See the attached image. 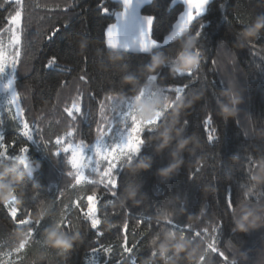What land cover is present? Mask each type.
<instances>
[{
  "label": "trees",
  "instance_id": "trees-1",
  "mask_svg": "<svg viewBox=\"0 0 264 264\" xmlns=\"http://www.w3.org/2000/svg\"><path fill=\"white\" fill-rule=\"evenodd\" d=\"M27 3L31 19L23 37L22 63L7 65L0 80L13 79L15 93H21L26 111L30 110L29 123L37 124L45 139L33 125L29 140L18 112L3 106L0 96V137L5 143H16L9 149L13 157L0 152V264H7L6 254L16 244L21 249L29 244L22 264H116L117 260L131 264L127 254H119L125 220L129 241H141L139 251L134 250L137 264H219L208 249L215 246V220L220 218L222 250L228 242L232 244L230 264H264V180L260 179L264 173V30L258 39H249L258 19L264 23V0H211L188 30L168 44L165 40L184 5L178 0H152L141 10L144 16L154 17L151 37L157 46L149 53L107 46L106 33L122 10L120 2ZM11 8V4L0 8V28L7 26L4 22ZM58 24L60 30L47 40L49 30ZM2 39L0 62L6 56L10 60L12 53L9 34ZM49 57H56L57 63L46 67ZM149 65L155 70L150 71ZM174 66L187 71L173 72ZM153 75L157 79L149 81ZM181 85H187V92L179 89ZM137 86L143 89L135 96ZM117 92L118 98L108 101L107 115L112 120L108 132L98 134V101ZM89 93L96 100L89 101ZM78 99L87 109L73 122L63 109ZM209 114L211 125L206 121ZM131 123L137 129L131 135L135 146L103 157L119 165L118 187L115 197L104 196L101 202L99 218L105 234L97 237L89 222L75 212V205L87 203L88 216L91 205L97 211L96 193L102 188L106 192L114 182V166L97 168L91 194L90 186L84 185L88 177L75 167L69 153L74 145L66 144L62 151L46 140L74 131L68 142L82 140L86 148H93L102 141L105 147L114 146L111 152H115ZM24 145L28 154L19 152ZM23 155L33 166L40 163L32 174L19 163ZM97 161L86 169L89 175L94 174ZM162 169L169 172L162 175ZM229 199L237 204L231 213ZM9 204L31 211L33 220H44L36 228L39 238L31 240L29 231L13 227L3 206ZM244 209L250 210L244 221L252 225L246 231L237 227ZM69 215L71 231L61 226V219ZM185 224H206L208 230L193 237L176 227ZM53 225L74 236V246L46 238L45 230ZM97 241L113 251L91 254ZM11 259L21 264L15 254Z\"/></svg>",
  "mask_w": 264,
  "mask_h": 264
},
{
  "label": "snow or ice",
  "instance_id": "snow-or-ice-1",
  "mask_svg": "<svg viewBox=\"0 0 264 264\" xmlns=\"http://www.w3.org/2000/svg\"><path fill=\"white\" fill-rule=\"evenodd\" d=\"M132 0H124V13L127 14V11L129 7L131 6ZM185 3L187 4V12L179 17V22H184L186 19L191 16L192 18V24L196 20L197 16L203 13L205 10L207 4L209 3V0H202V2H194V0H185ZM6 4H11L12 8L7 13V16L5 18V25L6 27L0 28V43L3 42V35L9 34V44L12 45V53H11V59L6 56L3 62H0V72H3L5 70V67L9 64H12L13 66L20 65L22 63L21 59V50L23 46V37L27 28V22L31 19V7L28 5L27 0H4L3 3H0V8H3L6 6ZM197 8L199 9V14H197ZM61 10V9H57ZM67 9H62V11H66ZM105 12H107V9H104ZM19 13V25L15 23L13 20V17L16 16V14ZM154 17L149 16L147 17V24L149 26V30L151 29V25L153 24ZM203 25L200 26V29L202 31ZM14 30V31H13ZM60 30L59 24L56 26H53L49 30V34L46 36L47 40L52 39L56 35V33ZM201 31H197L198 35H201ZM18 37L19 42H16V38ZM117 39L120 40L119 32L117 31L116 27H112L107 32V46L111 49V44L109 43L110 40L116 41ZM144 39H148L147 36L144 37ZM153 41V40H152ZM156 45V42L153 41ZM150 49H144V51H149ZM57 63L56 57H49L48 62L46 64V67H50L53 64ZM86 63V58H85ZM211 63L215 65L217 61L215 59L211 60ZM70 71V69H68ZM188 75H193L192 73H189ZM156 76H151L150 80H156ZM80 80H85V76H80ZM8 87H11V84L8 85ZM143 87L137 86L136 95L141 94ZM179 89H181L184 92H187V85H181L179 86ZM118 92L113 94H108L103 97V99L98 101L97 109H98V125H97V132L101 135H106L108 132V125L112 123V120L110 116L107 115L108 108H109V98L112 96H117ZM175 95V94H174ZM118 98V96H117ZM89 101L96 100V96L94 93H89L88 97ZM10 104H15L18 106V115L20 116L22 122H23V132H26L27 134L25 136L28 137L30 140L32 138V127L33 125L35 128L40 132L42 139H45L43 135V130L35 123L30 124L28 120V111H26L23 103H22V96L21 93H17L12 96L11 100L9 101ZM87 109V106L84 104L82 99H78L77 102L72 103L71 107L63 109L65 116L70 120L75 122L78 117H81L85 114ZM118 109V108H117ZM207 124H212V116L209 114V116L206 118ZM158 123V121H157ZM31 129V131H28ZM151 129H145L144 131H150ZM137 131L136 127L134 126V123H131L130 126V132L127 136V139L132 135V133H135ZM74 137V131H69L66 133L65 136H61L59 134H54L51 139H47L46 142L49 144H56L59 145V149L63 151L64 145L66 144H73L74 148L72 149L77 153V157H74L75 159H83L84 165L81 167V171L83 172L84 176L88 177V180L84 183L86 186H90L92 189V192L95 190L96 185L94 183V177L96 174L97 168H99L100 171H103L105 167L114 166V182L109 184L107 186V191H104V188H102V191H98L96 193V199L98 201L97 203V211L95 214V217H90L87 215L88 211V204H84L83 201L76 203L75 205V212L79 213L80 216L83 217L85 221L89 222V226L96 230L97 237H102L105 234V231L101 228V225L103 223L102 219L99 218L100 216V210L103 207L101 202H105L104 196H112L115 197L117 195L116 189L118 187V181L116 176V169L119 168V165L115 164V161L109 162L107 159H103L108 153H110L113 150V147L108 148L107 150L103 149L101 146L97 145L95 151L96 156L99 157L97 164L95 166V172L92 175H89L86 172V169L89 167V160L85 156L83 149L86 148L88 145L80 140L79 143L74 142H68L69 138ZM143 136L141 135V139ZM216 138H218L216 136ZM215 138V139H216ZM122 144H117L116 150H119V146ZM16 147L15 140L11 143H5L3 137H0V152L6 153V155L13 157L9 154V149ZM19 152L27 153L28 154V147L26 145L21 146L19 148ZM71 155V152H69ZM16 156V155H15ZM103 165V169L102 166ZM200 170H194L193 172V178H196L195 173L199 172ZM87 173V174H86ZM75 175L72 176V181L75 180ZM70 182V183H71ZM71 186L75 188L76 186L74 183H71ZM83 190V188L81 189ZM90 194V195H91ZM89 196V195H88ZM87 196V197H88ZM251 199V197H250ZM2 205V204H0ZM237 204H233L231 199L228 201V213H231L233 209L236 207ZM4 208L7 211L8 217L11 220L13 227L15 229L23 228L26 231L30 232L31 240L33 238H39L36 235V228L44 221V220H33L32 212L27 210H21L18 208H13V205H3ZM72 205H69L71 207ZM107 216V214H104V218ZM127 216V213H126ZM98 220V224H94L93 220ZM67 221V222H65ZM61 226L68 231H71V215L64 217L61 219ZM138 223H145L144 220H138ZM216 240H215V246L212 248H209L208 251L211 255H214L218 258L219 264H230L231 259V251H232V244L230 242L227 243V247L222 250V246L225 242L222 241V228H223V219H216ZM151 227V225H149ZM156 227H160L159 225H156ZM176 227L180 228L181 230H185L189 235L193 237L199 238V236L206 234L207 232V225L201 224V225H191V224H185V225H176ZM128 229H129V223L127 220L122 225L121 228V235L123 237L122 242L119 244V254L123 257L125 254H127V258L130 260L131 264H137V259L135 258V251H139V246L141 244V241L139 239H133L132 241H129L128 239ZM98 246L96 248H93L90 250V253H96L103 249L106 253H111L113 251V247H105L103 244H100L99 241H97ZM29 245V244H28ZM26 245L24 248H20L18 244H16L15 248L12 251H9L6 255L9 257V260L7 261V264H15V262L11 259L12 256L15 254L16 260L23 261V257L26 255ZM127 249H130L131 251H126ZM207 259V257H205ZM116 264H123L122 260H117Z\"/></svg>",
  "mask_w": 264,
  "mask_h": 264
},
{
  "label": "crops",
  "instance_id": "crops-1",
  "mask_svg": "<svg viewBox=\"0 0 264 264\" xmlns=\"http://www.w3.org/2000/svg\"><path fill=\"white\" fill-rule=\"evenodd\" d=\"M120 2L122 4V10L116 15V22L111 25L108 30L112 27H116L119 32L120 40L116 41L110 40L111 49L113 50H121V51H129V52H137V53H149L156 46L152 41L151 37V29L149 30V26L147 24V16H144L141 13V10L144 5L148 4L152 0H132L131 6L129 7L127 14L124 13V0H114ZM183 3L184 11L181 15L187 12V4L185 0H178ZM211 0H209L210 3ZM208 3V4H209ZM207 4V6H208ZM206 6V8H207ZM203 11V13L206 11ZM203 13L198 15L201 16ZM197 14H199V9L197 8ZM180 15V16H181ZM192 23V18L189 16L184 22H179L177 20L171 34L166 38L165 44L171 43L180 36H182L189 28ZM107 30V32H108ZM147 36L148 39H144ZM106 41H107V33H106ZM144 49H150L149 51H144Z\"/></svg>",
  "mask_w": 264,
  "mask_h": 264
},
{
  "label": "rangeland",
  "instance_id": "rangeland-1",
  "mask_svg": "<svg viewBox=\"0 0 264 264\" xmlns=\"http://www.w3.org/2000/svg\"><path fill=\"white\" fill-rule=\"evenodd\" d=\"M15 21V23L17 24V26L19 25V15L17 17H15L13 19ZM3 72H6V70H4ZM3 72H0L1 74H3ZM11 84V87H8V85ZM15 89H14V85H13V79L12 78H9L7 80H0V96L2 97V105L3 106H7V107H14L15 110L18 112V106L15 105V104H10L9 101L11 100L12 96L15 95ZM134 137L130 136V138L127 139V137H125V140L123 141L122 145L119 146V150L118 151H115V152H110L108 153L106 156H110V157H114L113 154L114 153H119L121 151H124V150H128L132 147L135 146L134 144ZM97 145L101 146L103 149L107 150L108 147H105V144L100 141L97 143ZM96 145V147H97ZM96 147H93V148H84L83 151H84V154L85 156L88 158L89 160V166L90 165H93L97 159H99V157L96 156ZM74 148L73 147H69L68 150L71 151L72 153V160H73V164L75 165V167L77 169L81 171V167L84 165V161L83 159H75L74 160V157H77V153L75 151H73L72 149ZM105 156V157H106ZM19 163L21 165H23L26 169V171L29 173V171L27 170L28 168V164H29V160L27 159V157L25 155L21 156L19 159ZM31 163V162H30ZM37 169L36 166H33L32 165V171L31 173L29 174H32L33 171ZM11 199H9V202H10ZM91 211H90V217H95V214H96V208H95V205H91ZM93 223L94 224H98V220H93Z\"/></svg>",
  "mask_w": 264,
  "mask_h": 264
},
{
  "label": "clouds",
  "instance_id": "clouds-1",
  "mask_svg": "<svg viewBox=\"0 0 264 264\" xmlns=\"http://www.w3.org/2000/svg\"><path fill=\"white\" fill-rule=\"evenodd\" d=\"M194 2H202V0H194ZM262 30H264V23H262L261 20L258 19L257 24L254 25L253 29H252L254 35L250 36L249 39H258L259 35H260V31H262ZM185 63L187 64L189 62L186 61ZM192 63H194V61H192ZM149 70L152 71L155 69L153 68L152 65H149ZM171 71L176 72V73L185 72V71H187V68L174 66L171 69ZM227 107H228V105H222V108H227ZM36 167L37 168L40 167L39 161L36 162ZM27 170L29 171V173H31V171H32V164L30 162L28 164ZM167 172H169V169H162L161 170L162 175L167 173ZM260 179L264 180V173L261 174ZM0 182H3L2 178H0ZM249 211L250 210H248V209H244L240 220L237 221V227L239 230L246 231V230H248V228L250 226H252L248 223H245V221H244V217L248 215ZM256 226H258V225H256ZM45 236H46V238L52 237L53 241H55L56 239H61L63 241H66L67 243H71L73 246L76 242L75 237L72 235H69V233L67 231H62L59 225H53V226L49 227L48 229H46L45 230ZM67 251H71V248H67Z\"/></svg>",
  "mask_w": 264,
  "mask_h": 264
}]
</instances>
